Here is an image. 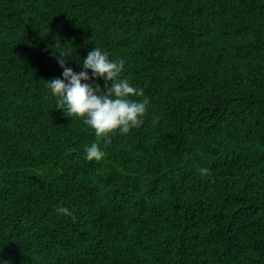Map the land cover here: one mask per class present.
I'll use <instances>...</instances> for the list:
<instances>
[{"label": "trees", "instance_id": "obj_1", "mask_svg": "<svg viewBox=\"0 0 264 264\" xmlns=\"http://www.w3.org/2000/svg\"><path fill=\"white\" fill-rule=\"evenodd\" d=\"M97 47L150 101L99 162L46 87ZM0 264H264V0H0Z\"/></svg>", "mask_w": 264, "mask_h": 264}, {"label": "clouds", "instance_id": "obj_2", "mask_svg": "<svg viewBox=\"0 0 264 264\" xmlns=\"http://www.w3.org/2000/svg\"><path fill=\"white\" fill-rule=\"evenodd\" d=\"M58 54L57 62L63 69V78L46 81V87L56 98L55 108L62 110L66 117L82 120L94 131L96 141L85 148V154L88 161L99 162L105 156L100 142L107 145L117 131L123 135L140 127L150 101L144 96L143 89L132 86L126 78H120L125 64L123 59L109 60L107 52L93 48L83 60L84 70L76 73L65 66L64 54ZM88 70H91V77ZM95 78L105 81L103 90L98 84L82 83ZM200 173L210 175L207 168H201ZM56 212L72 215L64 207H58Z\"/></svg>", "mask_w": 264, "mask_h": 264}]
</instances>
